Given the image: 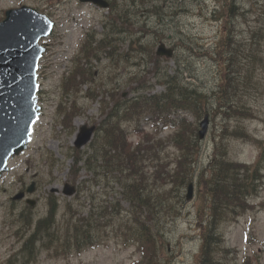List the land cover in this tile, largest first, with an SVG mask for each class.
<instances>
[{"label": "rangeland", "instance_id": "1", "mask_svg": "<svg viewBox=\"0 0 264 264\" xmlns=\"http://www.w3.org/2000/svg\"><path fill=\"white\" fill-rule=\"evenodd\" d=\"M114 1L127 5V0ZM169 5L171 8L165 7V10L170 14L163 16V22L157 16L147 17V6L139 8L144 10L143 13L134 10L130 12L132 17H140L142 23L149 19V25L156 27L167 38L157 39L150 50L141 49L136 52L132 51L135 43H131L128 35H116L117 40L113 45L118 52L114 59L102 55L101 60H92L89 69L95 73L93 81L84 85L76 95L72 92L67 95L65 80L75 66L86 63L82 49L88 33H94L101 40L105 32H109L112 40L111 29L104 26L112 20V10L102 11L79 0H0V22L5 19L7 11L28 6L47 15L55 23L53 34L42 40V44L48 47L38 69V99L42 114L34 126L28 149L11 159L9 172L0 179V264H130L139 260L137 247L126 245L123 235L114 233L117 231L115 224L106 227L99 244L81 252L75 249L67 252L65 246L60 247V242L71 238L70 233L73 232L72 215L67 214L68 202L76 206L85 203V208L80 206L77 214V218H84L91 204L97 210L100 203L110 207L109 203L121 200L118 196L120 189L112 182L110 186H106L105 179L100 180V184L92 181L84 184L93 175L82 169L83 162L78 165L81 167L78 180L74 181L71 177L76 136L84 124L100 125L105 117L101 114L103 98L109 107H113V94L115 99H121L126 106L127 101L136 96L164 93L166 87L159 73L166 69L173 75L178 60L191 69L192 75L185 74V81H191L203 92L216 91L221 80L226 77V71L222 69L227 62L216 61L205 54L215 46L223 30L222 23L216 20L223 0H170ZM238 5L243 15L235 21L236 33L233 37L237 34L236 39L246 45V51L261 57L260 62L251 64L245 59L238 70L241 81L250 76L251 83L255 85V88L246 86L242 94L249 113L253 114L251 117H227L220 109L210 113V128L206 139L201 141L202 150L196 165L197 178L193 181L192 199L187 200L182 217L170 220L160 237L163 241L162 264H199V211L207 206L205 179L211 177L216 146L221 135L227 140L224 143L231 160L259 167L264 177V39L255 43L257 39L253 37L254 31L264 30V0H241ZM136 32L140 36L145 34L138 28ZM160 42H165L176 52L173 58L159 57L156 65L153 60L155 62ZM187 43L191 44L190 49L184 46ZM137 73L141 76L138 81L136 76L133 80ZM191 76L196 78H189ZM89 92H93L97 98L93 100ZM74 100L77 101L75 108L78 111L75 112L72 125L67 126L65 115L71 111ZM191 119L194 120L193 117ZM139 122L141 129L155 135L159 133L160 138H167L174 132L172 129H163L162 125L155 128L150 113L141 116ZM137 124H127L126 128L133 130ZM240 127L249 134L248 139L230 135ZM157 129L161 131L156 132ZM131 139L138 142L140 137L132 133ZM91 144L80 150L85 159L93 153ZM167 151L173 152L174 148L167 144ZM66 184L77 187V195L71 198L65 196L63 191ZM30 188H34V192L28 194V197L36 202L35 206L28 205L25 199L13 201V197L26 193ZM188 191V188L182 190L186 196ZM90 192L95 195L92 201L88 199ZM50 198L59 201L56 223L51 229V236L46 235L43 239L42 235L34 247L35 255L30 256L26 244L34 228L27 227V220L30 218L34 223L44 218ZM251 201L253 208L224 224L222 231L226 245L236 251L233 259L229 255L233 262L237 258L240 263L264 264V182L262 190ZM121 207L120 213L127 216L129 204L122 201Z\"/></svg>", "mask_w": 264, "mask_h": 264}, {"label": "trees", "instance_id": "2", "mask_svg": "<svg viewBox=\"0 0 264 264\" xmlns=\"http://www.w3.org/2000/svg\"><path fill=\"white\" fill-rule=\"evenodd\" d=\"M169 1L127 0L125 2L127 5L112 2V20L104 25L111 29L112 40L109 32H105L101 40L97 39L94 33L87 36L82 49L86 63H79L73 68L68 79L65 80V93L68 95L72 92L76 95L84 85L93 81L95 73L89 69L92 60H101L102 55L114 59L118 52L113 45L117 40L116 35H128L131 43H135L132 51L136 52H140L141 49L150 50L157 39L167 38L157 31L156 27L149 25V19L142 23L140 17L134 18L130 12L134 10L143 13L144 10L139 8L147 6L145 15L157 16L163 22V16L170 14L165 10V7L171 8ZM237 1L223 0L216 17V20L222 23L223 30L215 46L205 53L216 61L227 62L222 69L226 71V77L221 80L216 91L206 93L191 81L187 83L185 74L192 75L191 69L178 60L173 75H170L166 69L159 73L166 87L164 93L136 96L127 101L126 106L122 104L121 99H115L113 94L111 96L113 107H109L106 99L103 98L101 114L105 117L98 125L96 139L92 141L93 153L85 159L80 150L74 149L71 177L74 181L78 180L81 170L78 165L83 162L82 169L93 175L92 179L85 180L84 184L90 181L100 184V180L105 179L106 186H110L112 182L120 189L118 196L121 200L109 203L110 207L106 203H100L97 210L91 204L89 213L84 218H77V214L80 206L85 208V203L76 206L68 202L67 214L72 215L73 232L70 233L71 238L60 242V247L65 246L67 252L71 249L81 252L85 248L95 247L99 244L101 234L107 229L106 227L115 224L117 231L114 233L122 234L126 245H135L140 254L139 260L130 264H162L163 241L160 237L163 236L164 228L170 220L175 221L182 217L183 208L187 203L186 193L182 190L186 191L197 178L196 165L202 150L198 121L218 109L227 117H251L253 114L249 113L242 94L246 86L255 88V85L251 83L250 76L244 77L241 81L238 70L245 59L251 64L260 62L261 57L250 54L249 50L246 51V45L236 39L237 34L233 37L236 33L235 21L237 17L243 15L238 5L241 0ZM136 28L144 31L145 34L138 35ZM253 37L257 39L255 43L260 42L264 39V30L254 31ZM184 46L189 49L192 47L190 43ZM159 60L157 56L153 63L157 65ZM138 74L133 76V80L135 76L137 81L141 79ZM136 89L139 90V87ZM89 94L93 100L97 98L93 92ZM77 105V101L74 100L71 111L66 112L67 126L72 125L75 112L78 111L75 108ZM149 113L152 114L155 128L162 125L163 129H172L174 132L167 138H160L159 133L155 135L141 129L139 120L141 116ZM136 122L138 124L133 130L126 128L127 124L133 125ZM159 131L161 129L156 130ZM132 133L140 137L138 142L132 141ZM230 135L247 139L250 137L243 127L235 129ZM219 138L214 162L212 161L211 177L209 180L205 179L207 206L199 211L198 231L201 245L198 262L199 264H247L240 263L237 258H234V262L229 258V255H232L233 259L236 251L226 245L222 230L224 224L253 208L251 199L262 190L264 177L259 167L231 160L224 143L227 141L226 138L223 135ZM167 144L174 148L173 152H166ZM93 198L95 199V195L88 193V199L92 201ZM122 201L129 204L127 216L119 211L122 209ZM58 202L50 198L47 215L37 222L33 223L28 218L27 227L34 228L26 244L30 256L35 255L34 247L40 242L42 235H44L43 239L46 235L51 236V229L56 223L59 211Z\"/></svg>", "mask_w": 264, "mask_h": 264}, {"label": "water", "instance_id": "3", "mask_svg": "<svg viewBox=\"0 0 264 264\" xmlns=\"http://www.w3.org/2000/svg\"><path fill=\"white\" fill-rule=\"evenodd\" d=\"M92 3L100 8H109L106 0H80ZM54 22L38 10L23 6L6 12L0 22V178L10 170L9 161L27 150L31 141L33 127L41 114L37 95L39 92V62L47 51L40 44L42 39L50 37ZM157 55L173 58L174 50L162 43ZM210 128V116L206 115L200 123L199 138L204 140ZM97 127L83 125L74 143L77 149H83L93 139ZM29 193L33 192L30 188ZM76 187L66 184L63 194L72 197ZM193 185L188 192L192 199ZM25 193L13 197L20 201ZM34 206L35 201H27Z\"/></svg>", "mask_w": 264, "mask_h": 264}, {"label": "flooded vegetation", "instance_id": "4", "mask_svg": "<svg viewBox=\"0 0 264 264\" xmlns=\"http://www.w3.org/2000/svg\"><path fill=\"white\" fill-rule=\"evenodd\" d=\"M108 1H111V0H108ZM33 190H34V188H33ZM26 197H28V196H26Z\"/></svg>", "mask_w": 264, "mask_h": 264}, {"label": "bare ground", "instance_id": "5", "mask_svg": "<svg viewBox=\"0 0 264 264\" xmlns=\"http://www.w3.org/2000/svg\"><path fill=\"white\" fill-rule=\"evenodd\" d=\"M81 125V124H80Z\"/></svg>", "mask_w": 264, "mask_h": 264}]
</instances>
